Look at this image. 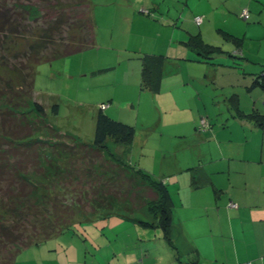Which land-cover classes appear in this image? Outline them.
Instances as JSON below:
<instances>
[{"label": "crops", "instance_id": "crops-1", "mask_svg": "<svg viewBox=\"0 0 264 264\" xmlns=\"http://www.w3.org/2000/svg\"><path fill=\"white\" fill-rule=\"evenodd\" d=\"M190 1L187 0L188 7ZM214 1L209 0V6L194 18L190 16L194 13L191 8L188 12L185 8L179 14L177 6L174 11L172 6H167L166 10L157 0L138 4L141 11L135 10L138 15L133 17L137 18L138 36L146 35L143 38L145 43L134 50L139 55L130 57L128 63L133 61V64H130V70L127 69L122 86L118 84L123 98L116 95L118 99L129 98L130 106L117 109L109 105L106 113L134 125L132 145L128 148L116 146L115 149V152L127 150L129 162L134 164L135 156L144 155V147L148 144L157 146V150L162 145L161 134L159 141L152 137L158 134L159 124H155L156 130L148 123L139 125L138 117L136 120L135 116L132 120L129 117L124 119L121 110L129 109L132 110L129 114H139L140 102L137 106L135 102L142 96L161 98L164 108L171 111L185 108L190 100L195 102L187 108L192 115L193 129V140L184 141L190 148L188 153L180 158L175 154L171 161L155 156L152 165L141 161L134 166L164 181L170 190L172 247L177 259L186 253L193 255L199 264H264V125L261 126L255 118L264 116V91L256 83L257 77L264 74V56L262 46L254 54L250 47L248 54L244 50L245 41L253 35L254 41L264 37V0H232L228 14L253 9L254 4V19L259 21L245 26L244 34L232 28L219 30L223 38L226 33L236 39L232 42L224 38L225 43L221 46L211 39L215 30L208 33L204 27L212 24L205 23V15L214 20L213 16L217 14ZM174 2L180 3L179 0ZM195 17H203V23L198 26ZM141 25L145 27L141 28ZM147 27L153 33H148ZM200 39L202 50L195 46ZM203 51L211 59L203 56ZM152 56L162 57L166 63L158 94L141 89L142 59ZM185 63L195 66V72L200 75L188 74L185 79L180 70ZM171 67L177 72L174 69L168 72ZM191 78H199L202 89L193 87ZM176 87L182 88L181 94L174 95ZM117 98L111 96L116 102ZM203 118L208 119L210 126L198 131ZM138 130L141 131L140 137H137ZM231 203L237 207H231ZM136 220V216L130 217V221ZM134 264L150 263L141 258Z\"/></svg>", "mask_w": 264, "mask_h": 264}, {"label": "trees", "instance_id": "trees-1", "mask_svg": "<svg viewBox=\"0 0 264 264\" xmlns=\"http://www.w3.org/2000/svg\"><path fill=\"white\" fill-rule=\"evenodd\" d=\"M79 9L81 17L75 16ZM63 35V50L45 55L48 47L57 49ZM22 40L30 43L23 50ZM96 45L90 0H0V66L7 71L0 75V264H15L22 250L99 214L130 218L148 210L157 220L153 227L174 246L168 186L131 164L127 150L110 148L130 147L134 125L111 117L106 113L109 104L102 103L96 110L94 139L86 143L50 124L46 107L29 101L38 65ZM195 46L203 49L201 39ZM202 54L211 59L206 51ZM14 60L19 67L16 78L10 76ZM142 60L141 89L158 94L165 60ZM256 83L264 91V74ZM58 113L54 104L51 115ZM255 118L264 125V116ZM204 119L208 126H198V131L209 128Z\"/></svg>", "mask_w": 264, "mask_h": 264}, {"label": "rangeland", "instance_id": "rangeland-1", "mask_svg": "<svg viewBox=\"0 0 264 264\" xmlns=\"http://www.w3.org/2000/svg\"><path fill=\"white\" fill-rule=\"evenodd\" d=\"M135 1L90 0L97 32V45L67 58L42 62L36 68L35 92L28 96L30 103L43 104L48 111L50 124L53 123L63 132L79 136L86 143H92L94 139L95 111L100 104L112 102L109 105L117 109L125 108L130 104L129 98L118 99L123 98L120 90L122 88L119 85L122 86V79L127 73V69L130 70V64H133V61L128 63L130 57L139 55L134 50H138L139 45L145 43L143 38L146 36L143 34L140 36L144 37L138 36V22H136V16L133 17V15H138L134 13L135 10L141 11L138 9V4L139 6L142 3L145 5L144 2L147 0ZM179 2L157 0V3L165 7L166 10L167 6H172L174 11L177 6L179 14L183 9L186 8V12H188V9L191 8L194 12L190 14L192 18L198 12L204 11L203 8L209 6V0H191L188 3L189 7L187 0H179ZM232 3V0H215L213 8H217L215 10L217 14L213 16L214 20L207 15L204 17L205 23H212L205 24L204 27L208 33L210 30H215L211 39L218 46L225 43L219 30L227 31L225 28H232L238 33L243 32L244 34L245 26L254 25L259 21L254 19V4L253 9L248 8L251 16L249 21H244L239 17L243 9L240 13L236 12L235 15L228 14L227 11H231L228 7L230 8ZM235 3L238 4V1ZM81 9L75 16H83ZM45 12L46 10L43 9V13ZM145 12L149 13L147 10ZM142 27L145 26L141 25ZM210 27L211 29H209ZM35 28H37L36 23ZM147 28L149 29L148 33H153L152 29ZM211 35L212 33L209 34V37ZM65 37L66 35H63L62 38H58L57 42ZM252 38L245 41V52L248 54V47H250L252 54L257 53L262 46L261 54L264 56V37L260 36L259 38L262 39H255V41ZM19 44L22 45L23 50L24 46L30 43L22 40ZM64 44L61 40L57 44L56 50L48 47L43 52L45 55H49L50 51L51 53H54L52 51H62ZM15 60L10 72L12 78H16V75L19 74L17 71L19 67ZM190 65L185 63L182 66L186 69L180 68L185 79L188 74L200 75L195 72L193 68L195 66ZM174 68L171 67L168 72H173ZM174 70L177 72V69ZM6 72V69L0 66V75L4 76ZM199 80V78H191L190 83L193 87L202 89ZM181 89V87H176L177 92L174 95L181 94ZM111 96L117 98L118 101L111 99ZM147 97L142 96L141 100L138 97L136 99L135 105L140 102V106L138 105L139 114H129L132 112L129 109L121 110L120 114L124 116V119L129 117L132 120L135 116L136 120L138 117L139 125L148 123V125H154L152 128L155 130V124H159L158 134L151 136L159 141V134H161L162 145L157 150V146L148 144L144 147V155L135 156L134 164L144 161L152 165L155 156L169 161L174 159L175 154H178V158L184 156L190 150L185 146L184 141L193 140L192 115L187 108H189V104L195 105V102L190 100L187 105H184L185 108L171 111L164 108L161 98L156 97L157 100L155 98H151V100ZM54 104L59 105V113L56 116L51 115V107ZM178 122L179 125L176 126ZM140 134L141 131L138 130L137 137H140ZM110 148L115 151L116 146L112 144ZM46 152L43 151V153ZM124 215L125 218L118 215L99 214L90 221L77 223L56 237L22 250L16 257L15 264H134L141 258L146 259L150 264H199L195 262L196 259L191 254L184 253L185 255H181L177 259L175 248L166 242L160 230L153 229L157 220L152 212L143 210L137 213L135 216L139 221L135 222L130 221L129 215ZM145 226L152 229H145Z\"/></svg>", "mask_w": 264, "mask_h": 264}, {"label": "built area", "instance_id": "built-area-1", "mask_svg": "<svg viewBox=\"0 0 264 264\" xmlns=\"http://www.w3.org/2000/svg\"><path fill=\"white\" fill-rule=\"evenodd\" d=\"M240 17L242 19H244L245 21H248L250 19V11L245 8L242 10L241 14H240ZM195 23L199 26L203 23V17H196L195 18ZM199 126L203 129H205L207 126H208V123L206 121V119H201L200 122H199ZM231 207H237L235 204L231 203L230 205Z\"/></svg>", "mask_w": 264, "mask_h": 264}]
</instances>
